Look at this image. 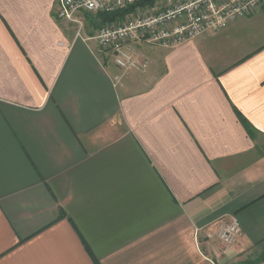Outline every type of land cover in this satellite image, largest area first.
<instances>
[{
    "label": "crops",
    "instance_id": "0c3cea01",
    "mask_svg": "<svg viewBox=\"0 0 264 264\" xmlns=\"http://www.w3.org/2000/svg\"><path fill=\"white\" fill-rule=\"evenodd\" d=\"M56 4L0 0V264L256 258L264 6L176 47L137 45L149 67L123 75ZM82 18L92 38L100 24Z\"/></svg>",
    "mask_w": 264,
    "mask_h": 264
},
{
    "label": "built area",
    "instance_id": "2783aa9c",
    "mask_svg": "<svg viewBox=\"0 0 264 264\" xmlns=\"http://www.w3.org/2000/svg\"><path fill=\"white\" fill-rule=\"evenodd\" d=\"M263 6L264 0H57L55 16L76 25V39L94 40L97 54L109 58L124 75L145 73L149 67V61L137 54V45L176 47L204 33H218ZM122 11L116 22L100 25L92 38L82 36L83 15ZM119 79L115 77L113 86ZM216 237L226 248L236 245L241 237L237 219L221 225Z\"/></svg>",
    "mask_w": 264,
    "mask_h": 264
},
{
    "label": "trees",
    "instance_id": "16d2710c",
    "mask_svg": "<svg viewBox=\"0 0 264 264\" xmlns=\"http://www.w3.org/2000/svg\"><path fill=\"white\" fill-rule=\"evenodd\" d=\"M124 13H125V11H122L119 13L115 12V14H97L95 17H96L98 23L100 25H102V24L113 22V21L116 22V20L120 16H122ZM248 129H249V127L247 126V130ZM260 245L261 246H259V247L261 248V252L256 258L252 257V259L254 258L253 260H249L250 258H248L246 261H243L241 263L242 264H259V262L260 263L264 262V241H262Z\"/></svg>",
    "mask_w": 264,
    "mask_h": 264
}]
</instances>
